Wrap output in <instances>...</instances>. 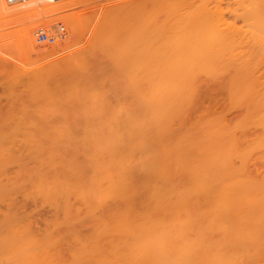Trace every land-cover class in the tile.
<instances>
[{"label": "rangeland", "instance_id": "rangeland-1", "mask_svg": "<svg viewBox=\"0 0 264 264\" xmlns=\"http://www.w3.org/2000/svg\"><path fill=\"white\" fill-rule=\"evenodd\" d=\"M100 1H102V0H83V1L81 0V2H79L78 4H76L74 6L67 7L66 9L52 10L49 7H44V10L41 12L42 13L41 16L40 15L34 16L31 18H28L27 20L26 19L12 20V19H7L4 16H0V111H1L0 112V146H1V148H0V264H20L23 262V260L25 262L24 264H38V263L41 264V262H42V264H103V263L108 264V261L106 259H104L106 257L108 258V256H105L108 254V250H107V248H108V232L107 231L103 232L102 230H105V229L108 230V217L110 214L109 213L107 214V212L105 213V211L109 212L108 209H110V213H111L114 210V209L112 210V208H116L117 205L115 204V202L111 196L108 197V199H110L112 201L108 200L107 198L105 199V196L108 195V193H107L108 190L105 191L104 189L105 188L108 189V183H107L108 182V179H107L108 178V176H107L108 175V172H107L108 169L107 168H108V166L115 167V165H117V163H119V162H116V160H119L122 163L126 162V164H129V166L126 165L125 163L123 164V166L124 167L128 166V168L134 164V162H135L134 159H136L135 167L139 163L142 166L143 162H141V160L145 162L144 164H146V167H147V164L149 166V164L152 162L154 164V165L151 164L152 165L151 167H153V169H154V166H157L161 162L160 166H157V167H163V168H161V169L158 168L157 170L159 172L158 171L157 172L158 173L167 172V173H165L166 175L163 173V175H165V176H162V180H161L162 183H163V180H165V178L167 177L168 171L169 170L173 171L172 169H170L171 168V166H170L171 162L170 161H172V164H173L172 167L174 169L176 168V171H178V173L174 170L173 174L172 173L171 174L172 175L177 174V175L172 176L169 173L170 174V175H168L169 179L166 178L167 181H165L164 184H161V182H160L161 185H166V183L170 181L171 184H169L170 183L169 182L166 186L174 184L175 182L172 183L173 180L176 181L177 185L182 184V186H183L186 183L185 181L187 178V176H186L187 173L186 172L183 173L180 170L181 169H182V171H183V169H185L184 171H187L186 169L190 170L191 166H193V169H194L196 167V166H194V163H196V161H197V163L200 162V164L203 161V164H201L202 166L201 167L197 166V168L201 169L204 167L205 169L204 168L203 169L205 170V172L208 173V174L205 173V175H207L205 177V178H207L206 179L207 181L205 180V183L208 181L209 182L212 181V185H214V184L216 185L219 182L220 183L226 182L225 186H227V180L233 181V179H235L233 181V183H232V181H231V183L233 184L234 188H237L236 184L238 186V183H239V182H236V181H239L238 179L235 178L237 176H238L237 178L240 177L239 178L240 181L242 179L243 180L242 182H244V183H246L247 180L250 181V183L247 181L246 186H248V183L252 187L256 183L261 184L262 182H264V151H262V150H264V138H262V137H264V133H261V130H262V132H264V128H261V126H264V115L260 114V112L264 113V104H262V101H264V99H262V98H264V86H262V85H264V84L259 85L262 83L259 81L264 80V76H262V75H264V69H262V68H264V64L259 65L260 61H262V58H264V57H262V56H264V54H258V53H260V50H262V48H264V46H262L264 44H260V40H262V38L260 39L261 36H259V38L257 39L258 35H257V33H255L256 32L255 30L251 29L252 31H250V29H248V28L253 27V26L249 25V27H248V26H243V25L238 24V23H237V25L234 26V27H238L240 25L241 28L242 27L245 28L243 30L245 33H242L243 31L242 32L237 31L241 28L235 29L234 27L233 28L232 27H226V25L223 22L224 21H230L229 19H226V18H228V16H229V18H231V15L228 13L232 9L233 5L228 7L225 4H221L227 8L222 6V10H223V8H225V12H224L221 10V6H219V9L221 10L219 12L216 9H214L215 7H217L219 5V4H217L216 0H215V4L217 6H215L214 8L212 6L214 3H211L213 0H207V1L201 0L202 2H206L205 4L207 6L209 5L208 3H210V6H208V7H206V5H204V3L196 0V1H198L197 2L198 4L202 3L201 5H203V8H201V7L199 8L196 5H194L195 8H193V9H196V7H197V10H193V9H190V10L197 11L196 13L191 11L195 14H198V13L201 14L203 12L202 9H204V8H207V9H204L206 12L205 15L207 13H209V11L212 12V10H213L216 13L212 12V14H209V15L220 14L224 18L225 14L227 13L228 16L226 14V18H224L225 20L221 19V17H219V15H218V17H219L220 21L213 18L214 22L216 20H217L216 22H219V24L215 22L214 26L217 25L218 28H220V29H223V27H225L224 29L228 28V31L230 30L229 32H232V33H234V31H235L234 34L238 35L235 37V39L240 37L243 41V40H246L244 38L247 37L246 36L248 34L247 32H250V34L251 33L253 34V35L248 34V38H247L248 41L246 40L245 41L246 44H242V46L245 47V49L243 47H241L240 43L242 41H240V43L239 42L235 43L236 45L234 44V47H232L230 45V48L233 51H235V48L237 47V44L239 43L238 49H241V50H239V51L236 50L235 52H233L228 47L230 49L229 50L230 53L228 52L227 47H222L224 49V52L227 51L226 53H223V50L220 51V47H218L219 44L217 45L216 44L217 42L214 40L212 41V40L208 39L206 41L204 40L205 42H201L202 44L205 43L204 47H208V45H213V47H210V49H208V48L207 49L208 50L212 49V52H214L213 51V49H214L216 51V54L219 57L221 56V58L223 56H226V55H228V56H226V58L228 57L227 59H229V56L234 57V59H236L235 61L237 62V64L234 63L233 65L236 64L235 66H238L239 69L242 66V68L248 70V72L244 71V69H240V71H239V69L236 67L238 69L236 71V73L239 72V75H240L239 80H241V81L244 80V81L241 82V81L237 80L239 75L234 74L235 70H236L235 68L232 69V67H234V66L230 67V69H232V71L228 67H227V71H226V69H225L226 66H225V68H223L224 66H222V68L225 71L222 70V68H219V67H221L220 65H222V64L227 65V64H226V62L222 63L221 62L222 59H220V62H218L219 59L216 62V59L218 58V56L215 55L217 58H215V61H212V63L210 62L212 65H210V63H207L210 67L213 66V69L210 68L207 64L206 65H207L208 70L204 69L203 66H201L202 69L195 70V71H193V73L191 75H189L190 78L188 77L187 81L190 80L189 81L190 85L187 84L188 82H186V84L184 85L185 87L184 86L181 87L184 89L178 90L179 88H177L176 91L171 92V94L169 95L171 97H172V94L176 92V95H174L175 97L173 96L174 101L172 100V98L170 100L171 102L168 101L169 96L165 97L163 95L162 91L159 92L158 97H160V95L162 94L161 96H163V98L162 97L161 98L164 100H162L161 98H158V100L161 99L160 102L162 103V105H160L159 103L157 105H159L161 108H163V106H164L163 102L168 101L169 105L166 102H165V105L167 104L169 107L168 106H166V107L164 106V107H165V109L166 108L167 109L170 108V109H169V111H166L167 109L166 110L160 109L161 112H162V110H164V112L166 111L164 116L162 115V113H164V112L160 113L158 111V113L160 114V116L164 117V120L167 121V123H170V124H167L164 120L159 119L161 117H158L159 114L156 113L157 110L155 109V113H156L155 116H157V119H159V121L161 122L162 125L160 123H158V120L156 121V117H155V118H153V119H155V121H153L154 126L161 125L162 127L160 129H158L159 127H157L156 129H153L155 127L152 126L151 122L148 121V120L151 121L152 117H151V119H149V117H150L149 112H147V110H144L146 112L142 111L140 116L138 117V121L134 122L135 124H133V125H136V126L142 125L145 128H147V126L149 125V127H148L149 129H146L147 131L144 129L145 131L141 130L140 133L138 132V135L137 134H134L135 136L134 135H130V136L128 135L129 137H127V136L123 137L122 135H113L111 133L113 135L111 137L110 136L111 134L108 133V135H106V129L101 127L102 124L106 125L108 123L107 118H108V115H110V114H108V112H112L113 114H111V115H113V116L116 112L117 117L120 115L119 113H121V112L125 113L124 112L125 109H123L122 111L120 109V102L122 103L123 106L126 104L125 107H127V108H130V105H132L131 108L134 107V105L136 103L137 104L139 103V105H140L141 101H143L142 105L144 106L143 103H144V98L146 97V95L144 94L145 92L141 91V90H143V88L136 85V81H134L135 79L134 80L132 79V78H134V76H133L134 74L128 75L126 73V72H128L130 74L133 72L127 71V70H125L126 71L125 72L124 70L117 69L115 66V59H114V62L112 61L113 62L112 67L114 65V68H111V69H110L111 66H109L110 65L109 63L111 61L109 59H108L109 62L107 60H105L104 58H103L104 61L101 60L102 59L101 55L98 54L100 51H97V49H95V48H98L100 46V44H102V40L105 37L103 39H100L101 41L99 40V42H98L99 44L98 45L96 44L98 47H96V45H95V47L93 48V51H92V52H94V51L97 52V53L95 52L93 54H94V56L99 58V60H101L103 62V65L100 64V61L98 59L96 61V57H93V59H95L94 61L90 57L93 55V54L90 55L91 54L90 51L93 47L92 45H90V44H92L90 40H91L92 32H93L94 27H95V21L97 20L99 14H100L99 12L101 10V7L98 4V3H101ZM196 1H194V2H196ZM1 2L3 5H6L3 0H1ZM16 5H18L19 7H22V4H16ZM179 5L180 4H177V3H174L173 5L172 4H170V5L165 4V6H160L159 8L155 9V11H153V13L155 16H156V14L158 15V17L162 16L160 18V20H162L166 17L167 14H170L173 12L172 9L180 10L178 8ZM181 6H182L181 9L183 7H186L185 5H181ZM187 6L189 7V5H187ZM236 6H238V5H236ZM211 7H212V9H211ZM239 7L238 8L236 7L237 8L236 11H235V8L233 9L234 13H237V10H240L241 8L243 9V7H240V9H239ZM160 8H162V9H160ZM198 8H199V10H198ZM208 9H209V11H208ZM92 10H95L94 11L95 13ZM96 10H98V11H96ZM162 10H164V12H163L164 15H162L163 14ZM201 10H202V12H201ZM198 11H200V12H198ZM233 11L231 10V12H233ZM243 11H245V9L242 10V12L239 11L238 13L242 14V13H244ZM92 12H93V14H92ZM222 12H224V13H222ZM203 13H202V15H203ZM215 15L213 17H215ZM89 17L91 20L89 19ZM93 17L96 20L95 19L93 20ZM218 17L216 16V18H218ZM77 19H79L78 25H76ZM90 21H92V22H90ZM58 24H61L64 27L63 36L61 38L57 39L52 44H38L34 40V44L36 46V49H39L42 47L50 49L52 46H55L57 44V42H61L63 40H70L72 42V36L70 39H68V34H72L73 32L75 33L76 29H77V34L74 38V41L75 40L76 41L72 42V43H74V46L71 44L72 47L70 48V51L69 50H68V52L66 51V53L62 54L60 57L63 58L65 55L67 56L68 53L70 54L71 52H74V51L83 52L82 56H84L85 52H86V55L83 58H87V59L86 60L83 59L84 60L83 62L86 63V70H87L86 72L89 75L84 70H83L84 73H82V71H81V73L78 74V72L82 69L77 64L78 68H79V70H77L78 69L77 65L74 62H71L73 64H69L70 62L66 63V64H63V63L59 64L57 62L53 63L54 59H44V58L42 59L40 57H39L40 58L39 59L34 53H32L30 51H29L30 54H28L27 53L28 50L23 48V46L21 45L22 42L19 38H20L21 29L23 28V26H25V25L33 26L32 27V29H33L32 36L34 38L33 33H34L35 29H37L38 27H46L47 30L51 31V30H54V28ZM220 26H222V27H220ZM125 27H126V29H125ZM254 27H256L259 30V27H261V26L257 27V25H255ZM254 27H253V29H254ZM122 29H125V30L122 31ZM130 30H131L130 26L125 25L123 28L119 29L117 33H115L116 35H118L117 38H116V36L112 37L115 34L113 35L112 33H110V34H112L111 37L109 36L110 34L108 35V39H110L109 42H111L113 40L114 42L112 41V43L115 44L114 47H117L116 52H118V50H120V48H121L119 53L121 51L123 53L125 50H128L127 47H130V45H131V40H130L131 38L130 37L131 36H130V34H127L130 32ZM246 30H247V32H246ZM120 31H122V32L120 33ZM259 31L260 32L264 31V26H262V30H259ZM83 32L84 33L86 32V33L84 34ZM118 33H120V36ZM241 33L244 35L243 37H242ZM258 34L261 35L262 33L261 34L258 33ZM163 35H165V34L161 33V35H159V41H160L159 47H161V48L163 46H168L165 43V41L167 40L166 38H164L165 36L162 38ZM249 35L251 36V38ZM121 36L123 38L125 36V38L123 39ZM254 36L256 37V38H254L255 41L258 42V40L260 39L259 43H257L258 45L252 39V37H254ZM240 38H239V40H241ZM119 39H121L122 41L121 40L118 41ZM125 39H126V41H125ZM251 39H252V41H251ZM115 40L117 42H115ZM239 40L238 39L234 40V38H233L234 42L239 41ZM249 40H250V42H249ZM123 41L126 42V44ZM220 41H218V42H220ZM119 42H120V44H118ZM228 42H229V40H228ZM228 42H226V43H228ZM251 42H253V43H251ZM261 42L264 43V40H262ZM230 43L233 44L232 41H230ZM243 43H244V41H243ZM88 44H89V47H91V48H88ZM116 44H118V45H116ZM220 44L225 45V42L220 43ZM249 44L250 45L254 44L251 46L252 48L250 47L251 49L249 48V46H250ZM222 45H220V46H222ZM226 45L228 46L229 43ZM125 46H127V47H125ZM123 48H127V49L123 50ZM248 48L250 50H253L258 55V58L256 61L251 62L252 57L256 56V54L252 51V54L253 55L255 54L253 56L251 54V51L250 50L248 51ZM254 48L256 50L258 48H261V49L260 50L258 49L259 51H257L258 52L257 53ZM243 49L246 51H243ZM237 51L239 53H240V51H243V54L239 55V56H242L241 59L243 57H245V55H244L245 53H248V52L250 53V56L248 53L246 55V58L242 59V60H244V59L248 60L249 57L251 58V59L249 58L250 60H248L246 62V65L248 64L247 66L246 65L243 66V64H242L245 60L242 61V63H241V61H240L241 59L237 56L239 54ZM116 52L114 53V56H115ZM231 52H233V54ZM119 53H117L116 55L117 56L120 55ZM234 53H237V55ZM261 53H264V52H261ZM88 54L90 56H88ZM229 54H231V55H229ZM234 55H236V57ZM213 56H214V53H213ZM247 56H248V58H247ZM88 57H90L91 59H89ZM255 58L256 57H254L253 59L255 60ZM88 59H89V61H88ZM227 59H225V61ZM230 59H232V58H230ZM91 61H92V63H90V65L87 66V64H89V62H91ZM95 61L99 62V63H96ZM235 61L234 60L230 61V62L227 61V63H229L228 66H230L231 63H233ZM257 61H259V62H257ZM104 62H106V63L104 64ZM223 62H224V59H223ZM214 63H215V66H214ZM252 63H254V64H252ZM261 63H264V61H262ZM91 64H93V65L97 64V65L101 66L98 69H101L106 64L107 65H106V68H103L101 70V72H102V75H101V73L98 71V69H96L97 66L95 68V66L92 67ZM70 65H72V66H70ZM83 65H85V64H83ZM249 65H251V66H249ZM65 66L67 67V70H65L66 69ZM248 66L253 71L250 68L249 69L246 68ZM253 66L255 68H252ZM215 67L217 68V70ZM75 68H76V70H74ZM93 68H94V71L96 70V72H94L95 74L92 73L93 78H92V80H90L91 79L90 77H92L90 73L93 71V70H91ZM107 68L110 69L111 74H114V71H112V70L117 71V72H115V75H112L113 76V77H111L112 79L109 78L110 72ZM68 69H71V70L68 71ZM90 70H91V72H89ZM104 70L107 71L108 74ZM250 70L253 73H251ZM118 71H119V74H118ZM122 71H124L127 74L126 77H125L126 74L123 73ZM259 71H261V72H259ZM66 72H68V74ZM72 72H73V74H76L75 76H78V77L74 79L73 78L74 75L72 74ZM223 72H225V73H223ZM231 72H233V73H231ZM96 73H98L97 76H95ZM116 73H117V75H116ZM121 73H123V75L125 74L124 75L125 78L122 77L123 75ZM254 73L258 76L257 78H255L256 76ZM83 74L84 75L86 74V75L84 76ZM195 74L198 76H195ZM69 75H70V77H68ZM80 75L82 77L84 76L86 78V81H84L85 80V79H83L84 77L80 78L81 77ZM108 75H109V77H108ZM210 75H213V76H210ZM243 75H245V78L241 79L242 77H244ZM247 75H252V77L254 75L255 77H254V79L252 78V80H251L250 79L251 76H250V78H248ZM88 76H90V77H88ZM115 76H116V78H117V76H120L118 78H119V80L120 79L121 80L119 81L118 78L117 79L115 78ZM129 76H131V78ZM191 76H192V78H191ZM78 78L83 80V81L81 82V80H79ZM231 78H233V79H231ZM76 79H78L79 82ZM87 79L89 81H87ZM129 79H131L130 81L132 83L129 81ZM109 80H111V81H109ZM230 80H232V81H230ZM247 80L250 82H252L254 80L253 83L258 84L259 86L255 85L253 83L250 84V82H246ZM256 80H258L257 83L255 82ZM72 81H73V83H72ZM112 81H113V83H112ZM133 81L135 82V84H133L134 83ZM233 81H235V82H233ZM124 82H125V84H123ZM245 82L247 84L249 83L246 87L252 86L249 89L247 88L246 94H245V91H246L245 86H243V85H246ZM110 83H112V84H110ZM115 83H118V84H115ZM239 83H241L240 86H239ZM232 84H234V85H232ZM120 85H122L123 87ZM188 85L190 87H188ZM235 85H237L240 88L236 89L237 87ZM115 86H118V88H116ZM134 86H137L136 87L137 89L136 88L134 89L133 88ZM191 87H193L194 90H192ZM231 87H232L233 91H235V92L232 91L233 94H232V92H230ZM258 87L260 89H258ZM242 88L245 91H243ZM253 88H256V91ZM186 89H188V90H186ZM114 90H116V91H114ZM122 90H124V91H122ZM181 90H183L184 92ZM189 90H191V91H189ZM241 90L243 92H240ZM248 90L252 91V92L254 91V92L249 93ZM112 92H115V93H112ZM141 92H142V95H141ZM256 92H259V93L257 94ZM241 93H242V95L238 96V94H241ZM247 93H248V95L249 94H251V95H249V97H248ZM179 94H181V95H179ZM182 94H184V95H182ZM229 94H230V96H229ZM243 94H244V96L246 95V97H244L243 100L241 101L242 103H240V99H242ZM259 94H260V96L262 95V98L259 96ZM116 96H118V98ZM184 96H186V97H184ZM255 96L259 97L258 104L259 105L262 104V105H260V106L258 104L256 105L258 97L256 98ZM182 97H183V99H180ZM237 97H239V100H236V99H238ZM124 98H126V99H124ZM165 98L167 100H165ZM231 99H233V100H231ZM253 99L255 100L254 104L256 106H254V107L256 109L254 107H252V105H253L252 101H254ZM184 100H186L187 102ZM189 100H190V102H189ZM244 100L248 102L247 103L248 105H245L246 102ZM248 100L251 102L252 105L249 103ZM178 101H179V103H178ZM236 101H238V102H236ZM102 102H103V104L105 103V105H106L103 107L104 108L103 113H101V111L103 109L102 108V106H103ZM108 103L112 107V108H110V111H108V109H107V107L109 105ZM129 103H131V104H129ZM175 103H177L178 105ZM233 103L234 104L237 103V104L234 105ZM243 103H244V105H242ZM127 105H129V106H127ZM173 105H175V106H173ZM114 106H115V108H114ZM159 106H157V107L160 108ZM144 107H142V108H144ZM7 108H8V110H9V108L11 109V113H9L6 110ZM105 108H106V110H105ZM113 108L115 111L113 110ZM178 108H179V110H177ZM111 109L114 112L111 111ZM119 109L121 112L119 111ZM4 110H5V112H4ZM257 110H260V111L258 112ZM6 112H7V114L9 113L10 115H6ZM104 112H106L108 114V115H104L105 117L103 116V114H105ZM169 112H171L170 115L172 117H170V115H169V118H168L167 115L169 114ZM174 112H176V113H174ZM146 113H147V115H146ZM97 114H98V118L95 117V115H97ZM122 115H124V114H122ZM122 115H120V116H122ZM99 116H101V117L99 118ZM102 116L106 119H103ZM245 116H246V118H245ZM249 117H251V118H249ZM96 118H97V120H96ZM145 118H147L148 120H146ZM258 118H259V120H258ZM99 119H102L104 121L107 120V121L105 123ZM98 120L100 121V123H98ZM241 120H244L245 122H242ZM240 121H241V123H240ZM140 122H142V123H140ZM259 122H261L262 124L258 125ZM223 123H225V124H223ZM234 123H235V125H234ZM254 123H255V125L257 124V127L255 125L253 126ZM163 124H165V125H163ZM226 124H228L229 126ZM199 125L201 126V128ZM220 125L223 128L226 127V129H223V128H222L223 130L219 129V128H221ZM232 126H234V128L236 127L235 128L236 130H234L232 128ZM251 127H253V128H251ZM254 127H256L255 132H254ZM208 128H209V130H208ZM214 128H216V129H214ZM231 129H233L234 131L233 130L230 131ZM240 129L243 130L244 133H240V132H242ZM148 130H151L150 131L151 134L149 133ZM156 130H158V131H156ZM167 130H168V132H167ZM211 130H212V134H211ZM213 130H214V132H213ZM247 130H248V132H247ZM152 131H156V132H152ZM196 131H198V132H196ZM204 131H206V133H204ZM218 131H220V132H218ZM169 132H171V133H169ZM221 132L222 133L224 132L226 135L225 134L222 135ZM146 133H147V135H146ZM153 133H156V135L159 134L157 137H158V139L161 138L162 140L161 139H160V141L157 140V142L155 143V140H156L155 138H157V137ZM167 133L170 136H167ZM148 134H150L151 136H148ZM162 134H165V135H162ZM182 134H184V135H182ZM153 135H155V136L152 137ZM186 135H188V136H186ZM199 135H201L202 137ZM215 135H216V137H215ZM234 135L238 136V139H237V137H234ZM115 136H117V137H115ZM140 136H141V138H140ZM142 136H144L146 138L148 137V139H149V137H152L155 140H152V139L148 140L147 139V143H146L145 138ZM162 136L165 138H163ZM208 136H210V138L215 137L216 141L213 140L214 138L211 139L212 140L211 141ZM254 136L257 138H253ZM110 137H111V139H110ZM126 137H127V139H126ZM203 137L204 138L207 137V138H205L207 140H205ZM113 138H115V140H117V141L114 140V141L110 142L111 140H113ZM122 138H124V139H122ZM129 138H131V139H129ZM135 138L137 139V141H135ZM176 138L178 140L181 138L182 139L184 138L185 141L182 139H181V141H175V140H177ZM200 138H201V140H200ZM139 139L141 140V142H143V144L139 143ZM193 139H195V140L193 141ZM203 139H204V142H203ZM224 139L226 140V142ZM235 139L238 140L237 144H236ZM258 139L259 140L262 139V141H260L257 144V142L259 141ZM124 140L125 141L127 140V141L124 142ZM133 140L135 141L134 144L132 143ZM168 140H170V143L168 142ZM209 140L211 142H209ZM148 141H151L152 143L151 142L149 143ZM207 141H208V143H206ZM108 142H110V143H108ZM116 142H118V143H116ZM175 142H178L177 145H181V143L183 145L178 146V148H176L177 145L174 144ZM184 142H185V144H184ZM187 142L188 143L190 142V143L186 144ZM114 143H116V145ZM136 143H139V144L136 145ZM171 143H172L171 149L176 148L175 150H171L169 148ZM216 143H217V145H216ZM220 143L223 145V148H222V145L220 146ZM229 143H233L232 148H231V144H229ZM251 143H253V144H251ZM119 144L120 145L124 144L122 146H125V148L127 145L128 146L133 145V148L131 146V148H132L131 150L138 149L139 153H135L136 155H134V152H136V151H134L131 154L130 152H132V151L127 150V148H128V146H127L126 149L122 148L125 150H123V154L121 155L120 153H117L118 151L122 152L121 151L122 149L118 148V146H120ZM140 144H142V145H140ZM190 144H193V146ZM195 144H196V146H197V144L199 145L197 149H195L196 148ZM205 144H208V148H206ZM161 145H162V148L164 150H162ZM187 145L191 146V148H186ZM209 145H213V146H210V148H209ZM238 145L241 146V148H242V149L240 148L241 150L239 148H237ZM2 146H4V148H2ZM96 146H98V150L95 149ZM100 146H101L102 150L100 149ZM142 146H143V148H142ZM149 146H151V147H149ZM194 146H195V148H194ZM201 146H202V148H201ZM217 146L219 149L217 148ZM225 146H226V148H225ZM248 146H249V148H248ZM252 146H254V148H252ZM104 148H106V149H104ZM115 148H117L116 154H119V155H116L117 159L115 157H111V156H115V153L114 152L112 153V150H116ZM129 148H130V146H129ZM203 148H205V150H204L205 153L203 152V150L201 151V149H203ZM212 148L214 151L213 150L211 151ZM227 148H230V150L231 149L232 150L231 151L227 150ZM247 148L250 150H247ZM260 148H262V149H260ZM3 149L6 150L7 152L3 151ZM183 149H185V150H183ZM186 149L189 153L184 154L183 152H186ZM189 149H191L192 151ZM220 149H221V151H220ZM10 150L13 151V153ZM142 150H143V152H141ZM168 150H170V152H171L170 153L171 157L170 156L168 157L169 154H167V153H169V152H166ZM252 150H254V151H252ZM9 151L12 154L9 153ZM105 151H106V153H105ZM107 151H108V153H107ZM172 151H174V152H172ZM219 151H220V155L216 156V153H219ZM225 151H227L229 153H227ZM100 152H102L104 155L106 154L107 157L104 156ZM110 152H111V154H109ZM124 152L126 154H124ZM150 152L152 154H150ZM163 152H165V154ZM234 152L235 153L240 152V154L243 153V156H241V155L237 156L236 155V158H235V156H233ZM127 153H130L131 155L127 154ZM158 153L160 154V157H159ZM172 153L173 154L175 153V154L172 155ZM203 153L204 154L207 153V154L204 155ZM183 154L186 156H183ZM188 154H190V155H188ZM3 155H5L6 157ZM7 155H8V157H7ZM124 155H125V157H124ZM128 155H130V156L134 155V156L130 157ZM148 155L150 157H151V155L155 156V157H151V159L152 158L154 159L157 156L158 159L160 158V160H159L160 162L155 163L158 161V159H157L155 162L151 161L150 163H148V161L150 160ZM163 155H165V157H162ZM177 155H179L180 157L178 156V158H177ZM212 155H213V157H211ZM244 155H246V156H244ZM118 156H120V157H118ZM136 156H138V158H135ZM139 156H143L144 158H145V156L146 157L148 156L147 157L148 161H147V158L145 160L143 157L139 158ZM173 156L175 157V159H178V160L177 161L174 160ZM181 156H183L185 158L187 157L186 159H190V157H191L192 160L190 159V161H188V160L186 161ZM203 156H206V157L208 156L207 159H209V160H207V161H210L211 158H215V159H213V161L211 159L212 162H207V161L203 160V159H205ZM221 156H223V157H221ZM240 156H241V159L243 158L242 161L239 159ZM11 157H13V158H11ZM104 157H106V159ZM121 157L124 159H122ZM167 157L170 161L168 159L166 160ZM193 157H195V159H193ZM108 158H109V160H108ZM112 158L114 160H110ZM132 158H134L133 164L130 162V161H132ZM170 158H172V160ZM197 158H198V160H199V158H202V159L198 161ZM222 158H224V159H222ZM137 159L138 160L141 159V160L138 161ZM216 159H218V160L216 161ZM221 159H222V161H221ZM162 160H164L165 164H164V162H162ZM179 160H180V163H178ZM223 160H226V161H224L225 165L222 163ZM111 161H113V162H111ZM191 161H193V163ZM129 162L132 165H130ZM167 162H168V166L166 164ZM175 162H177V163H175ZM204 162L207 163L208 166ZM217 162H219V163H217ZM185 163H187L186 167H184ZM189 163L192 165H190ZM215 163H216V165H214ZM113 164H114V166H112ZM144 164H143V166H144ZM161 164H162V166H161ZM200 164H198V165H200ZM221 164H222V168L218 169L217 167H220ZM205 165L207 167V171H206ZM230 165H232V166H230ZM239 165H241V166H239ZM164 166H166V167H164ZM209 166H210V168H208ZM227 166L232 167V168L229 169ZM135 167L133 166L130 168L135 169ZM157 167H155V170ZM223 167L225 169H223ZM237 167H239V168H237ZM55 168H56V170H55ZM99 168H103L106 172L103 171V169H102L103 173L101 172V170L97 171V170H99ZM212 168L214 170H218V171L222 172V174H220V172H218V171L214 172ZM234 168L237 169L238 172H240V173H237V170H235ZM162 169H165V170H162ZM100 172H101V174H100ZM179 172L181 174H184L183 177ZM187 172L189 174L190 171H187ZM105 173H106V175H105ZM211 173L213 176L214 175L215 176L212 177ZM85 174H88V175H85ZM98 174H100V175H98ZM102 174H103V177H102ZM243 174H246V175L249 174V175L246 176ZM260 174L262 176H259ZM53 175H55V178ZM92 175H94V176L97 175L99 179L97 177H95V179L93 180ZM87 176H88V178H87ZM138 176L140 177V175H138ZM138 176H137V178H139ZM225 176H229V177H225ZM72 177H73V179H71ZM246 177H248V178H246ZM257 177H258V179H257ZM52 178H54L55 182L52 181L53 180ZM65 178H66V180L64 181ZM75 178H76V180H75ZM104 178H105V180H104ZM157 178H158L157 176L155 178V176L152 175L150 179H151V181H153V180L157 181ZM230 178H233V179H230ZM260 178H262V179H260ZM61 179H63L62 183L60 182ZM106 179H107V182H106ZM133 179L135 181H137L135 176ZM249 179H251V180L253 179L252 182ZM92 180L94 181V184H93ZM99 180H100L101 185L103 184L102 186L104 189L101 187L100 183L98 182ZM222 180H224V181H222ZM102 181L104 183L106 182L107 187L104 185V183ZM178 181H180V182H178ZM182 181L185 183H183ZM229 181H228V183L230 184ZM72 182H74V183H72ZM234 182H236L235 185H234ZM253 182H255V183L252 185L251 183H253ZM96 183H97V185H96ZM221 184L224 185L223 183H221ZM262 184H264V183H262ZM65 185H67V186H65ZM174 185H176V184H174ZM208 185H211V183H208ZM182 186H177V188L178 187L181 188ZM242 186H244V185H242ZM47 187H48V189H47ZM251 187H249V188H251ZM95 188H97V189H95ZM249 188L248 187H244V188L241 187L240 188V186H238V189H249ZM101 191H102V193H101ZM235 191H237V189L234 190V192ZM238 192H239V194L236 192L234 194H236V195L238 194V196L242 195V197H244V198H248L251 196L250 194L248 196L247 190H243L242 193H241V191L238 190ZM244 192H245V195H244ZM84 194L87 195L86 196L87 200L85 199ZM232 194H233V192H231L229 195H232ZM246 195H247V197H246ZM90 197H92V198H90ZM94 197H95V199H94ZM83 199H85V200H83ZM89 201L91 203H89ZM108 202H109V204H107ZM108 207H110V208H108ZM86 211H90V215ZM7 213H9V214H7ZM4 214L5 215L7 214L8 216L4 217ZM69 214H70V216H69ZM65 218H67L68 221ZM70 218H72V220ZM103 218H105L107 221L104 220ZM104 225L107 227H105ZM73 228H76L77 231L75 229L73 230ZM100 228H101V230H100ZM63 229H65L64 232H63ZM69 230H71V231L73 230L72 232L77 233V235L81 238L77 239L76 238L77 235L76 236L72 235V232H70ZM66 231H68V233H70V234L68 235V233ZM78 232H79V234H78ZM96 232H98V233H96ZM95 234H97V235H95ZM70 235H72V236H70ZM80 235H82V236H80ZM94 237H95L96 241L93 240ZM46 238L47 239L50 238L48 240V242L45 241V240H47ZM51 238H52V240H51ZM97 240H98L100 245L98 244ZM79 241L85 246H82V244ZM85 241H87L89 243L87 244ZM44 242H46V244ZM84 243H86V244H84ZM95 243H97V244H95ZM104 243H106V244H104ZM33 244H34V246H33ZM49 244L52 245V247L49 246ZM76 245H77V247H76ZM94 245L97 247V248H95L96 251L94 249V247H95ZM45 246L46 247L49 246V248H45ZM98 246H101L100 248H102V249H99ZM103 246H107V248L103 247ZM98 249L100 250L99 252H97ZM94 251L96 252V256H94L95 255ZM103 251H104V253H103ZM105 252L107 254H105ZM99 253L103 257L99 256L98 255ZM31 255H34L36 257L33 258ZM29 257H32V258L29 259ZM38 257L40 259L39 261L37 259ZM40 257H42V258H40ZM82 257H84V258H82ZM33 259H35V260L37 259V260L35 261ZM97 259H99V261ZM94 260H97V261H94Z\"/></svg>", "mask_w": 264, "mask_h": 264}, {"label": "bare ground", "instance_id": "bare-ground-1", "mask_svg": "<svg viewBox=\"0 0 264 264\" xmlns=\"http://www.w3.org/2000/svg\"><path fill=\"white\" fill-rule=\"evenodd\" d=\"M3 1H4V3L7 6L6 5H3L2 2H1V0H0V16H4L7 19H12V20H22V19H26L27 20L28 18H31V17H34V16H38V15L41 16L42 15L41 12L44 10V7H49L52 10H55V9H66L67 7L74 6V5L78 4L79 2H81V0H64V1L63 0H23V2H20V3L7 4L5 2V0H3ZM194 1H196V0H102V1H100L101 3H98L99 6L101 7V10L99 12L100 14H99L97 20L93 17V20L95 19L96 21H95V27H94V30L92 32L91 40H90L91 43H92L90 45L93 46L92 49H91V51H90L91 52L90 55H92L93 53L96 52V51L92 52L93 51V48L95 47L96 44L97 45L99 44L98 42H99L100 39H103L105 37L102 40V44H100L99 47L96 45V47H98V48H95V49H97V51H100L98 54L101 55V58H102L101 60L104 61L103 58L105 60H107L108 62L110 60L111 62L109 63L110 64L109 66H111L110 67V69H111V68H114V65L112 67V63L114 62V59H115V66H116L117 69H121V70H124V71L127 70V71L133 72V73H130L129 74L128 72L125 71L128 75L134 74L133 75L134 78H132V79L133 80L135 79L134 81H136V85H138L141 88H143V90H141V91L145 92L144 94L146 95V97L144 98V103H143L145 107L142 105V102L143 101L140 102L141 103L140 105H139V103L138 104L136 103L135 105L133 104L134 107H132V108H131L132 105H130V108L131 109L125 107L126 104L123 106L122 103L120 102V109H121V111L123 109H125V111H124L125 113L121 112L120 109H119V111L122 114H124V115H122L121 113H119L120 115H122V116L119 115L120 116V117L118 116L119 118L116 116V112H115L114 116L111 115V114H113L112 112H108V114H110L111 116L108 115L106 112H104L105 114H103V116L104 115H108V118H107L108 123L106 125L105 124H102V126L101 125L100 126L106 129V135H108V133H110V134L112 133L113 135H122L123 137L124 136L129 137L130 135H134V134H137L138 135V132L140 133L141 130L145 131L146 129H149L148 128L149 125L148 126L146 125L147 128H145L142 125H140V126L133 125V124H135L134 122H137L138 121V117L140 116L141 112L142 111L143 112H146L144 110H147V112H149V114H150L149 115L150 116L149 119H151V117H152V120L151 121L148 120L147 118H145L146 120H148L149 122H151V125L152 126H154L153 121H155V119H153V118H155V117H156V121L158 120V123L161 124V122L159 121V119L164 120V117L160 116V114L158 113V111L160 113L164 112V110L167 109V108L165 109V107L169 105L168 101H170L171 98L174 101L173 96L176 95V92L172 94V97L169 96L171 94V92L176 91L177 88H179L178 90L184 89V88H181V87H183L186 84V82H188L187 84H189V81L190 80L187 81V79H188V77L190 78L189 75H191L193 73V71L202 69L201 66H203L204 69H207L208 70V68H207V65L208 64L207 63H210V62L212 63V61H215V58H217L215 56L217 54H216V51L214 49H213L214 52H212V49L211 50H208V49H210V47H213V45H208V47H204L205 43L202 44L201 42H205L208 39H210L212 41L214 40V41L217 42L216 43L217 45L219 44L218 47H220V51L223 50V53H226L227 51L224 52V49L222 47H227V48L229 47L230 48V45L232 47H234V44L235 43H237V42L240 43V41H242V39L240 37H238L237 39L239 40V38H240L241 40L235 41V42L233 41V38H234V40H237V39H235V37L238 36L237 34H234L235 31H234V33H232V32H229L230 30L228 31V28H226L227 29L226 30V29H224L225 27H223V29H220V28H218L217 25L214 26L215 22L217 20H219V17H221V19L225 20L224 18H226V14L227 13L225 14V17L223 18L222 15H220V14H218L219 17H218V15H215L214 13H216V12H214L212 10V12H214L213 14L215 15V17H213L214 15H209V14H212V12L209 11L210 8L208 9L209 13H207L206 15H205L206 12H205L204 9H207V8H204V9H202L204 13L201 10V12L203 13V15H202V13L201 14H199V13L198 14H195L197 11H193V10H197V7L203 8V5H201V4L204 3V5H206L205 4L206 2H202L201 0H198V1L202 2V3L199 2L200 4H198L197 3L198 1H196V2H194ZM205 1H207V0H205ZM216 1H217V4H219L218 6L215 4V0H213L212 2L210 1V2L211 3H214L212 5L213 8L215 6H217L214 9H216L219 12L222 10V6L223 5H221V4H225L228 7L233 5L232 6V9H231L232 11H233L234 8H235V11H236V9L239 6L240 7H243V9L242 8L240 9V7H239L240 10H237V13L239 11L242 12V10L245 9V11H243L244 13H242V14H239V13L237 14V13H234V11L231 12V10H230L228 14L231 15V18H229L228 14H227L228 18H226V19H229L230 21H224L223 22L226 25V27H232L233 28L238 23V24H241L243 26H248V27H249V25H252L253 27L255 25H257V27L258 26H261V27H259V30H262V26H264V0H216ZM174 3L180 4L178 6V8L180 10H178V9L177 10H174V9H172L173 12L170 13V14H167L166 17L165 18L163 17L164 19H162V20H160V18L162 16H159L158 17V15L156 13H155L156 16L154 15L153 11H155V9L159 8L160 6H165V4H167V5L172 4L173 5ZM16 4H22V7H19ZM208 4H209L208 6H210V3H208ZM181 5H185L186 7H183L181 9V7H182ZM187 5H189L190 8ZM194 5L197 6L196 9H193V8H195ZM236 5H238V6H236ZM208 6L206 5V7H208ZM219 6H221V10L219 9ZM223 7H225V6H223ZM199 8H198V10H199ZM225 8H227V7H225ZM225 8H223L222 11L225 12ZM160 9H162V8H160ZM190 9H193V10H190ZM211 9H212V7H211ZM98 10H96V11H98ZM92 11L94 12L95 10H92ZM191 11H193L195 13H193ZM93 12H92V14H93ZM163 12H164V10H162V13ZM198 12H200V11H198ZM224 12H222V13H224ZM162 15H164V13ZM216 16L218 18H216ZM213 18H215L217 20L214 22L213 21L214 20ZM89 19H90V17H89ZM78 21H79V19H77V24L76 25H78ZM92 21H90V22H92ZM216 23L219 24V22H216ZM31 25H25V26H23V28L21 29L20 38H19L21 40V42H22L21 45L23 46V48H25V49L28 50V52H27L28 54H30L29 53V51H30V52L34 53L38 58L40 57L42 59L43 58L44 59H54V62L53 63H56L57 62L59 64L60 63L61 64L62 63L63 64H66V63H69L70 62L69 64H73L71 62H74L76 65L78 64L79 67L82 69V70H80L78 72V74L81 73V71H82V73H84L83 70L85 72L87 71L86 70V63L83 62L84 60L87 59V58H83L86 55V52H85V55L84 56H82L83 55V52L74 51V52H71L70 54L68 53V55L67 56L65 55L63 58L60 57L62 54L66 53V51L67 52H68V50L70 51V48L72 47V45L74 46V43H72V42L74 41V38H75V36L77 34V29H76V32L75 33L74 32L72 33L73 35L72 34H68V39H70L71 36H72V42L70 40H63L61 42H57V44L55 46H52L50 49L49 48H43V47L42 48H39V49H36V46L34 44V40L36 41L35 31L37 29H43L47 33L51 34V33H56L57 30H58V26H62V25L61 24H58L54 28V30H51V31L50 30H47L46 27H38L37 29H35V31L33 33L35 39L32 36V31H33L32 27L33 26H31ZM125 25L130 26V29H131L130 32L127 33V34H130V36H131L130 37L131 38L130 39L131 40V45L129 44L130 47L125 46V47L128 48V50H125L127 48H123V50H125L124 51L125 53L123 52L124 53L123 54L122 51L119 53V51L121 50V48H120V50H118V52H116V50H117L116 48L117 47H114L115 44L112 43L113 40L111 42H109L110 39H108V35L110 33H112L114 35L115 33L118 32L119 29L123 28ZM220 27H222V26H220ZM253 27H250L248 29H250V31L255 30L256 31L255 33H257V35H258V36L256 35L257 36V39L259 38V36H261L260 39L262 38V40H264V31L260 32L256 27H254V29H253ZM234 28L235 29L236 28L238 29V28H241V27L239 25L238 27H234ZM125 29H126V27H125ZM125 29H122V31L125 30ZM241 29H239L237 31H241L242 32L245 28H243L242 30ZM247 30H246V32H247ZM122 31H120V33ZM63 32H64V27H63ZM63 32L54 35L55 36V41L63 36ZM120 33H118L119 36H120ZM161 33L162 34H165V35L162 36V38L165 36L164 38L167 39L165 41V43L168 45V46H163L162 48L159 47V42H160L159 41V35H161ZM242 33H245V32L243 31ZM242 33H241V35L243 37L244 35ZM247 33L250 34V32H247ZM258 33H260V34L262 33V34L259 35ZM112 34H110L109 36L111 37ZM248 34L247 35L245 34L247 37L244 38L247 41H248V39H247L248 38ZM250 35H253V34L251 33ZM115 36H116V38L118 37V35H116V34L114 36H112V37H115ZM124 38H125V36H124ZM250 38H251V36H250ZM254 38H256V37L255 36L252 37V39L254 40V42H256V44L259 43V40L260 39L257 42V41H255ZM121 39H119L118 41H120ZM252 39H251V41H252ZM228 40H229V42H228ZM246 40H243L244 43H243V41L240 43L241 44V47H243L242 44H246V42H245ZM262 40H260V44H264V43L261 42ZM125 41H126V39H125ZM218 41H220V42H218ZM222 41L225 42V45L228 44V43H229V45L228 46L227 45L225 46V45L220 44V43H223ZM230 41H232V43L233 42L234 43L231 44ZM115 42H117V41L115 40ZM226 42H228V43H226ZM249 42H250V40H249ZM36 43H38V42L36 41ZM124 43L126 44V42H124ZM251 43H253V42H251ZM38 44H52V43H38ZM118 44H120V42ZM118 44H116V45H118ZM238 44H237V47H236L237 49L235 48V51L236 50H238V51L241 50V49H238L239 48ZM220 45H222V46H220ZM252 45H254V44H252ZM252 45H250L249 48ZM262 46H264V45H262ZM88 48H91V47H89V44H88ZM229 48L227 49L228 52L231 49V48L230 49ZM243 48L245 49V47H243ZM249 48H248V51L252 47L250 49ZM261 48H258V49L260 50ZM244 49H243V51H246ZM258 49L257 50L255 49V51L256 52L259 51ZM235 51H233V52H235ZM243 51H240L241 54L239 52H238L239 53L238 55H237V53H234V54H236L241 59L242 56H239V55H242L243 54ZM250 51H251V54H252V51L253 50H250ZM115 52H116V54L119 53L121 56L120 55L117 56L116 54L114 56V53ZM233 52H231V53L233 54ZM261 52H264V48H262V50H260V53H258V52L257 53L258 54H264V53H261ZM213 53H214V56H213ZM248 53H245L244 54L245 57H243V58H246V55ZM90 55L88 54V56H90ZM229 55H231V54H229ZM236 55H234V56L236 57ZM226 56H228V55H226ZM226 56H223L224 58L223 57L221 58V56L220 57L218 56V58L216 59V62H217L218 59H219L218 62H220V59H222L221 62L222 63H225L226 62V64H227V65L222 64V65H220L221 67H219V68H222V66H224L223 68H225V66H226L225 69L227 71V67L230 69V67L234 66V67H232V69H234V68L236 69L234 74L239 75V72L236 73V71L239 69L238 66H235L237 64V62L235 61L236 59H234V57H231V56H229V59H227L228 57L226 58ZM249 56H250V53H249ZM90 57L94 61L95 59H93V57H96V56H94V54H93ZM90 57H88V58L91 59ZM254 57H256L255 60L253 59ZM254 57H252V61L251 62L256 61L257 58H258V55L256 54V56H254ZM262 57H264V56H262ZM230 58H232V59H230ZM247 58H248V56H247ZM249 58H248V60L251 59V58L250 59ZM89 59H88V61H89ZM97 59L99 60V58L96 57V61H97ZM223 59H224V62H223ZM225 59H227V60L225 61ZM242 59L240 60L241 63H242V61L245 60V59L244 60H242ZM101 60H99L100 61V64L103 65V62ZM233 60L235 62L231 63V65L228 66L229 63H227V61L230 62V61H233ZM248 60L246 59L242 63L243 66L246 65V62ZM262 61H264V58H262ZM262 61H260V64L259 65L264 64V63H261ZM257 62H259V61H257ZM90 63H92V61L89 62V64H87V66H89ZM96 63H99V62H96ZM105 63L106 62H104V64ZM211 63H210V65H212ZM215 63H214V66H215ZM234 63H236V64L233 65ZM83 64H85V65H83ZM252 64H254V63H252ZM78 65H77V68H78ZM91 65H92V67L95 66V68L97 66L96 69H98V68L101 67V66H99L97 64L96 65L95 64L94 65L91 64ZM106 65H104V67H102L101 69H98V71L101 73V75H102L101 70L103 68H106ZM70 66H72V65H70ZM249 66H251V65H249ZM249 66L246 67V68L249 69L250 68ZM210 68L213 69V66L210 67ZM223 68H222V70H224ZM252 68H255V67L253 66ZM110 69H108L109 72H110ZM232 69H230V70L232 71ZM240 69H244V68H242V66H241ZM240 69H239V71H240ZM262 69H264V68H262ZM65 70H67V67H66ZM69 70H71V69H68V71ZM74 70H76V68ZM77 70H79V68ZM91 70H93V71L91 72ZM91 70L89 72H91L90 74H91L92 77L88 76V77L91 78L90 80H92V78H93L92 73L95 74L94 72H96V70L94 71V68L91 69ZM216 70H217V68H216ZM251 70H250V72H251ZM112 71H114V74H111V72H110L109 73L110 77L108 75V77L110 79H112L111 78V77H113L112 75H115V72H117L116 70H112ZM124 71H122V72L125 73ZM244 71H247L248 72V70H246V69H244ZM105 72L108 74L107 71H105ZM259 72H261V71H259ZM66 73L68 74V72H66ZM123 73H121V74L123 75ZM223 73H225V72H223ZM231 73H233V72H231ZM251 73H253V72H251ZM72 74H73V72H72ZM118 74H119V71H118ZM127 74L125 75V77L127 76ZM73 75H74L73 76L74 79L78 77V76H75L76 74H73ZM97 75H98V73H96L95 76H97ZM116 75H117V73H116ZM124 75L122 77H124ZM195 76H198V75L195 74ZM210 76H213V75H210ZM243 76L244 77H242L241 79H244L245 78V75H243ZM247 76H248V78H250V76H251V78H250L251 80H252V78L254 79L255 76H256L255 78L258 77L256 74H255V76L253 75V77H252V75H247ZM262 76H264V75H262ZM68 77H70V75ZM83 77L81 76L80 78H83ZM118 77H120V76H117V78ZM129 77L131 78V76H129ZM115 78H116V76H115ZM191 78H192V76H191ZM78 79H76V80H78ZM83 79H85L84 81H86V78L85 77ZM231 79H233V78H231ZM239 79H240V75H239V77H238L237 80L238 81H241ZM79 80H81V79H79ZM79 80H78V82H79ZM118 80H119V78H118ZM130 80L131 79H129V81ZM82 81L83 80H81V82ZM87 81H89V80L87 79ZM109 81H111V80H109ZM230 81H232V80H230ZM243 81H241V82H243ZM253 81L250 82V81L247 80L246 82H250V84H251V83H253ZM257 81L258 80H256L255 82L257 83ZM233 82H235V81H233ZM259 82H262L259 85L264 84V80L259 81ZM72 83H73V81H72ZM112 83H113V81H112ZM112 83H110V84H112ZM115 84H118V83H115ZM123 84H125V82ZM133 84H135V82ZM234 84H232V85H234ZM240 84L241 83H239V86H240ZM248 84L246 83V85H243V86H245V90L246 91L242 88L243 91H245V94L247 92V88L249 89V88L252 87V86L246 87ZM253 84H255V83H253ZM189 85H188V87H190ZM255 85H258V84H255ZM120 86H122V85H120ZM235 86L237 87V88L235 87L236 89L240 88L237 85H235ZM262 86H264V85H262ZM115 87L118 88V86H115ZM136 87L137 86H134L133 88L135 89ZM191 88H192V90H194L193 87H191ZM256 88H253V89H255V91H256ZM258 89H260V88L258 87ZM186 90H188V89H186ZM230 90H231L230 92L233 91L232 87H231ZM114 91H116V90H114ZM122 91H124V90H122ZM160 91H162V93H163V95L165 97H168V96L170 97V98L168 97V101H165L166 103H168V105L167 104L165 105V102H163L164 103V106H165V107L163 106V108H161L159 105H157L158 103L160 105H162V103L160 102L161 99L163 98V96H161L162 94L160 95V97H158V94H159ZM181 91H183V90H181ZM189 91H191V90H189ZM243 91L241 90L240 92H243ZM233 92H235V91H233ZM233 92H232V94H233ZM248 92L251 93L252 91H249L248 90ZM112 93H115V92H112ZM256 93L258 94L259 92H256ZM141 95H142V92H141ZM179 95H181V94H179ZM182 95H184V94H182ZM241 95H242V93L241 94H238V96H241ZM249 95H251V94H249ZM249 95L247 93V96L248 97H249ZM186 96H184V97H186ZM229 96H230V94H229ZM259 96H260V94H259ZM116 97L118 98V96H116ZM244 97H246V95L244 96V94H243L242 99H240V103H242L241 101L243 100ZM255 97L257 98L258 96H255ZM260 97L262 98V95ZM158 98H161V99L158 100ZM237 98L238 99H236V100H239V97H237ZM124 99H126V98H124ZM180 99H183V97L180 98ZM262 99H264V98H262ZM162 100H164V99H162ZM165 100H167V99L165 98ZM231 100H233V99H231ZM258 100H259V97L257 99L256 105L258 104ZM184 101H186V100H184ZM189 102H190V100H189ZM236 102H238V101H236ZM245 102H246L245 105H248L247 104L248 102L247 101H245ZM252 102H253L252 103L253 105L249 101V103L252 105V107L256 106L254 104L255 103V100L252 101ZM178 103H179V101H178ZM102 104H103V102H102ZM129 104H131V103H129ZM175 104H177V103H175ZM236 104H234V105H236ZM262 104H264V101H262ZM262 104H260V105H262ZM242 105H244V103ZM104 106H106L105 103L103 104L102 108ZM127 106H129V105H127ZM157 106H159L160 108H158ZM173 106H175V105H173ZM142 107H144V108H142ZM110 108H112V107L109 104L108 107H107L108 111H110ZM114 108H115V106H114ZM114 108H113V110H114ZM155 109L157 110L156 113L159 114L158 117H161V118L157 119V116H155L156 115ZM160 109H164V110H162V112H161ZM169 109H167L166 111H169ZM6 110L9 113H11V109L10 108H9L10 111L8 110V108ZM103 110H104V108L102 109L101 113H103ZM105 110H106V108H105ZM113 110L111 109V111H113ZM177 110H179V108ZM166 111L164 113H162L163 116L165 115ZM257 111L259 112L260 110H257ZM4 112H5V110H4ZM9 113L7 114V112H6V115H10ZM170 113L171 112H169V114L167 113L168 114L167 115L168 118H169ZM174 113H176V112H174ZM98 114L95 115V117L98 118ZM260 114L264 115V113H261V112H260ZM146 115H147V113H146ZM100 117L101 116H99V118ZM104 117H103V119H106ZM170 117H172V116L170 115ZM97 118H96V120H97ZM245 118H246V116H245ZM249 118H251V117H249ZM99 120H102V119H99ZM99 120H98V123H100ZM244 120H241V121L242 122H245ZM258 120H259V118H258ZM106 121L102 120V122H105V123H106ZM241 121H240V123H241ZM165 122L167 123V121H165ZM140 123H142V122H140ZM225 123H223V124H225ZM167 124H170V123H167ZM261 124L262 123L259 122L258 125H261ZM161 125L154 126L155 128H153V127L152 128L153 129H156L157 127H159L158 129H160L162 127ZM163 125H165V124H163ZM226 125H228V124H226ZM234 125H235V123H234ZM254 125H255V123L253 124V126ZM255 126L257 127V124ZM220 127H221V125H220ZM256 127H254V132H255ZM200 128H201V126H200ZM222 128L223 127L219 128V129H221V130L226 129V127H224L223 129ZM232 128L234 130H236L235 129L236 127L234 128V126H232ZM251 128H253V127H251ZM261 128H264V126H261ZM214 129H216V128H214ZM233 129H231L230 131H232ZM208 130H209V128H208ZM148 131L150 133L151 130H148ZM156 131H158V130H156ZM156 131H152V132H156ZM241 131L242 132H240V133H244L243 130H241ZM167 132H168V130H167ZM196 132H198V131H196ZM213 132H214V130H213ZM218 132H220V131H218ZM247 132H248V130H247ZM169 133H171V132H169ZM204 133H206V131H204ZM261 133H264V132H262V130H261ZM112 134L110 135L111 137L113 136ZM150 134H148V136H151ZM153 134L156 135V133H153ZM184 134H182V135H184ZM211 134H212V130H211ZM221 134L223 135L225 133L224 132L223 133L221 132ZM146 135H147V133H146ZM155 135H153L152 137H154ZM158 135H156V137ZM162 135H165V134H162ZM235 135H234V137H237V139H238V136H235ZM167 136H170V135H168V133H167ZM186 136H188V135H186ZM199 136H201V135H199ZM111 137H110V139H111ZM115 137H117V136H115ZM127 137H126V139H127ZM142 137H144V136H142ZM152 137H149V139H152V140H155L156 139L155 140V143L157 142V140L160 141V139H161V138L158 139V137L155 138V139H153ZM208 137H209L210 140L214 138L213 140L216 141V138H215L216 135L213 138L212 137L210 138V136H208ZM140 138H141V136H140ZM144 138H145V141L147 143L148 137L147 138L144 137ZM163 138H165V137H163ZM205 138H207V137H205ZM253 138H257V137L254 136ZM262 138H264V137H262ZM122 139H124V138H122ZM129 139H131V138H129ZM181 139H179V140L177 139L175 141H181ZM204 139H203V142H204ZM114 140H115V138H113V140H111L110 142H112ZM170 140H168L169 143H170ZM182 140L185 141L184 138ZM194 140L195 139H193V141ZM200 140H201V138H200ZM205 140H207V139H205ZM210 140H209V142L212 141V140L211 141ZM115 141H117V140H115ZM126 141L124 140V142H126ZM135 141H137L136 138H135ZM135 141L133 140L132 143L134 144ZM237 141L238 140H236V144H237ZM260 141H262V139L259 140L257 142V144ZM110 142H108V143H110ZM148 142L150 143L151 141H148ZM225 142H226V140H225ZM116 143H118V142H116ZM116 143H114V144L116 145ZM139 143H142L143 144V142H141L140 139H139ZM139 143H136V145L139 144ZM172 143L169 146L170 149H171ZM177 143L178 142H175L174 144L177 145ZM189 143L187 142L186 144H189ZM206 143H208V141ZM142 144H140V145H142ZM184 144H185V142H184ZM229 144H231V148H232L233 143H229ZM251 144H253V143H251ZM122 145H124V144H122ZM122 145L118 146V148H121V149L122 148H125V146H122ZM181 145H183V144L181 143ZM181 145H177L176 148H178V146H181ZM190 145L193 146V144H190ZM205 145H206V148H208V144H205ZM216 145H217V143H216ZM221 145L222 144L220 143V146ZM98 146H96L95 149L98 150ZM127 146H126V148H127ZM129 146H130V148H129ZM129 146H128L129 149L127 148V150L130 151L133 148V145H129ZM131 146H132V148H131ZM195 146H196V144H195ZM195 146H194V148H195ZM198 146L199 145L197 144V146H196L195 149H197ZM210 146H213V145H209V148H210ZM226 146H225V148H226ZM149 147H151V146H149ZM0 148H1V146H0ZM2 148H4V146H2ZM142 148H143V146H142ZM161 148H162V145H161ZM176 148L171 149V150H175ZM186 148H191V146H188L187 145ZM201 148H202V146H201ZM217 148H218V146H217ZM222 148H223V145H222ZM237 148L240 149L241 146L238 145ZM248 148H249V146H248ZM248 148H247V150H250ZM252 148H254V146H252ZM100 149L102 150L101 146H100ZM104 149H106V148H104ZM115 149L116 150H112V153L114 152L115 153V156H111V157H115L116 158V155H119V154H116L117 148H115ZM125 149H122L121 150L122 152H119L118 151L117 153H120L122 155L123 154V150H125ZM260 149H262V148H260ZM162 150H164V149L162 148ZM183 150H185V149H183ZM189 150H191V149H189ZM202 150L204 152L205 148L201 149V151ZM212 150H213V148L211 149V151ZM227 150H230V148H227ZM3 151H6V150L3 149ZM10 151H9V153H11V152L13 153V151H11V152ZM131 151H132V152H130L131 154L134 151H136V152H134V155H136L135 153H139L138 149H136V150L133 149ZM220 151H221V149H220ZM220 151H219V153H216V156L217 155H220ZM252 151H254V150H252ZM262 151H264V150H262ZM141 152H143V150ZM166 152H169V153H167V154H169L168 155V157H169L170 156V153H171L170 150H168ZM172 152H174V151H172ZM225 152H227V151H225ZM235 152L233 153L234 155L232 154L233 156H235V158H236V155L237 156H239V155L243 156V153H244L243 151H242L243 152L242 154H240V152H238V153H235ZM100 153H102V152H100ZM105 153H106V151H105ZM107 153H108V151H107ZM130 153H127V154H130ZM163 153L165 154V152H163ZM183 153L186 154V153H189V152L186 149V152H183ZM227 153H229V152H227ZM109 154H111V152ZM124 154H126V153L124 152ZM150 154H152V153L150 152ZM174 154L172 153V155H174ZM184 154H183V156H186ZM206 154H204V155H206ZM130 155H128V156H130ZM134 155H132L130 157H133ZM158 155L160 157V154L159 153H158ZM188 155H190V154H188ZM3 156H5V155H3ZM104 156H106V154ZM178 156L179 155H177V158H178ZM183 156H181V157H183ZM241 156H240L239 159L242 161L243 158L241 159ZM244 156H246V155H244ZM7 157H8V155H7ZM106 157H104V158L106 159ZM118 157H120V156H118ZM124 157H125V155H124ZM141 157H143V156H139V158H141ZM147 157L145 156V158L144 157L143 158L146 160ZM151 157H155V156L154 155L153 156L151 155ZM151 157L149 156V159H150L149 161H148V158H147L148 163H150L151 161H154L155 162L158 159L157 156L154 159L153 158L151 159ZM162 157H165V155H163ZM168 157L166 158V160L168 159ZM203 157L205 158V159H203L204 161L209 160V159H207L208 156L207 157L206 156H203ZM211 157H213V155ZM221 157H223V156H221ZM11 158H13V157H11ZM135 158H138V156H136ZM183 158L186 161L187 160L190 161V159L192 160L191 157H190V159H186L187 157L186 158L183 157ZM122 159H124V158H122ZM133 159L134 158H132V161H130L132 164H133ZM170 159L172 160V158H170ZM193 159H195V157H193ZM201 159L202 158H199V160H201ZM211 159L213 161V159H215V158H211ZM211 159H210V161H207V162H212ZM222 159H224V158H222ZM222 159H221V161H222ZM108 160H109V158H108ZM110 160H114V159L112 158ZM139 160H141V159H139ZM159 160H160V158L155 163H159L160 162ZM174 160L177 161L178 159H175V157H174ZM197 160H198V158H197ZM217 160L218 159H216V161ZM134 161L136 162V159H134ZM224 161H226V160H223L222 163L225 165V162ZM111 162H113V161H111ZM116 162H119V163H117V165H115V167L108 166V168H107L108 169V171H107L108 172V175H107L108 176V178H107L108 179V182H107V179H106V182L108 183V189H106V188L104 189L103 186H102L103 184L101 185L100 180L98 181L100 183L101 187L105 191L108 190L107 193H108L109 196L107 194H106L107 196L104 195L105 196V199L106 198L108 199V197L111 196L112 199L114 200L115 204L117 205V206L115 205L116 208H112V210L114 209L113 212L110 213V209H108L109 212L108 211H105V213L107 212V214L108 213L110 214L109 217H108V230H106V229L105 230H102L103 232L104 231H107L108 232V248H107V246H103V247H106L107 250H108V254L106 252H105V254H107V255L104 254L105 256H108V258L107 257L104 258V259H106L108 261V264H264V184H262L264 182L261 181L262 182L261 184L260 183L254 184L255 182H253L251 184L252 185L254 184V186L251 187V185L249 184L250 181H248L247 179L246 180L249 182L248 183V186H246L247 181H246V183H244V182H242L243 181L242 179L240 181V179H239L240 177L239 178H237L238 176L235 177L236 179L239 180V181H236V182H239L238 183V186H240V188L241 187H243V188L244 187H248V188L251 187L249 189H238V186H237L236 182H234V185L236 184V187L237 188H234L232 183H233V181L235 179H233V178H230V179H233V181L231 180L232 183H231V181L227 180V186H225V183L226 182L225 183L224 182H221L224 185H222L220 182H219L220 184L217 183L215 185L213 183L214 185H212V181L211 182L208 181V182L205 183V180L207 179V178H205L207 176V175H205V173H207L204 170L205 168L204 167H203L204 169L203 168H201V169H198L197 168V166H200V167L202 166L201 164H203V161H202L201 164H200V162L197 163V161H196L197 164L194 163V166H196L194 169H193V166H191L192 168L190 167V170L189 169H186L187 171H190L189 174H188L187 171H184L185 169H183V171H182V169L180 170L183 173H185V172L187 173V175H186L187 178L185 177L186 178V181H185L186 183L182 181L183 183H185L183 186H182V184H178L177 185L176 181H174V180L172 181V183L175 182L174 184H176V185L172 184V185L166 186L170 181L167 182L166 185H161V184H164V182L167 181L166 178H168V175H170L171 173L173 174L174 170L176 171V168L174 169L172 167L173 166L172 161H170L171 162V164H170L171 168L170 169H172L173 171H171V170H169L170 172L168 171L167 177L165 178V180H163V183L161 181L162 180V176H165L166 175L165 173H167V172H163L165 175H163V173H158L159 171L157 169L158 168L159 169L163 168V167H157V166H160V163L161 162L157 166H154V169H153V167H151L152 166L151 164H153L152 162L149 164V166L147 164V167H146V164H144L145 162L142 161V160H141V162H143L144 166H143L142 163H141L142 166L139 163L135 167V162H134L133 165L129 162L130 165H132L130 167H133L134 166L136 170L135 169H132L130 167L128 168L129 164H126V162H124V163L126 165H128V166H125V167L123 166L124 163H122L121 161L116 160ZM162 162H164V160H162ZM191 162L193 163V161H191ZM175 163H177V162H175ZM178 163H180V160H179ZM187 163H185V166L184 167L187 166ZM217 163H219V162H217ZM164 164H165V162H164ZM166 164L168 166V162ZM198 164H200V165H198ZM205 164L207 165V163H205ZM190 165H192V164H190ZM206 165H205V167H206ZM214 165H216V163ZM112 166H114V164ZM161 166H162V164H161ZM230 166H232V165H230ZM239 166H241V165H239ZM155 167H157L156 170H155ZM164 167H166V166H164ZM224 167H223V169H225ZM103 168H99V170H97V171H100L101 170V172H102V169ZM208 168H210V166ZM217 168L218 169L222 168V164L220 165V167H217ZM228 168L230 169L232 167H228ZM237 168H239V167H237ZM104 169H103V171L106 170V169L105 170ZM55 170H56V168H55ZM162 170H165V169H162ZM235 170H237V169H235ZM206 171H207V167H206ZM213 171L216 172L218 170H214L213 169ZM101 172H100V174H101ZM176 172L178 173V171H176ZM218 172H220V171H218ZM237 173H240V172H238V170H237ZM100 174H98V175H100ZM135 174L137 176L140 175V177L138 176L139 178H137V176ZM220 174H222V172H220ZM55 175H53L54 178H55ZM85 175H88V174H85ZM105 175H106V173H105ZM152 175H154L155 178H156V176L158 177L157 178V181H154V180H153L154 182L151 181L150 178H151ZM174 175H177V174H174ZM174 175H172V176H174ZM181 175L183 177L184 174H181ZM211 175H212V173H211ZM243 175H246V174H243ZM248 175H246V176H248ZM92 176H93V178H92L93 180L95 179V177L98 178L97 175H95V176L92 175ZM134 176L137 179V181H135L133 179ZM214 176L212 175V177H214ZM259 176H262V175L260 174ZM102 177H103V174H102ZM225 177H229V176H225ZM54 178H52L53 179L52 181H54ZM87 178H88V176H87ZM246 178H248V177H246ZM71 179H73V177ZM257 179H258V177H257ZM260 179H262V178H260ZM65 180H66V178L64 179V181ZM75 180H76V178H75ZM104 180H105V178H104ZM249 180H251V179H249ZM252 180H251V182H252ZM62 181H63V179H61L60 182L62 183ZM222 181H224V180H222ZM228 181L230 182L231 185L228 183ZM106 182L105 183L103 182L105 186H106ZM160 182H161V184H160ZM178 182H180V181H178ZM72 183H74V182H72ZM208 183H211V185H208ZM93 184H94V181H93ZM169 184H171V182ZM96 185H97V183H96ZM242 185H244V186H242ZM65 186H67V185H65ZM177 186H182V187L181 188H179V187L177 188ZM47 189H48V187H47ZM95 189H97V188H95ZM236 189H237V191H235V192L238 193V194H239L238 190L241 191V193H242L243 190H247L248 196H249V194L251 196L248 197V198H244V197H242V195L241 196L240 195L238 196V194L237 195L234 194L235 193L234 190H236ZM231 192H233L234 195L233 194L232 195H229ZM101 193H102V191H101ZM244 195H245V192H244ZM86 196L87 195H85V199L87 200ZM246 197H247V195H246ZM90 198H92V197H90ZM85 199H83V200H85ZM94 199H95V197H94ZM108 200H110V199H108ZM110 201H112V200H110ZM89 203H91V202L89 201ZM107 204H109V202ZM108 208H110V207H108ZM86 212H88V214L90 215V211H86ZM7 214H9V213H7ZM7 214L6 215L4 214V217L5 216L7 217L8 216ZM69 216H70V214H69ZM105 218H103V219L106 220ZM65 219L68 221L67 218H65ZM70 219L72 220V218H70ZM105 227H107V226H105ZM74 229L76 230V228H73V230ZM100 230H101V228H100ZM64 231H65V229H63V232ZM69 231L72 232L71 230H69ZM66 232L68 233V231H66ZM98 232H96V233H98ZM74 233L75 232H72V235L76 236L77 233H75V234ZM69 234L70 233H68V235ZM78 234H79V232H78ZM72 235H70V236H72ZM95 235H97V234H95ZM80 236H82V235H80ZM76 238L77 239H80L81 237H79L77 235ZM49 239H47L45 241L48 242ZM51 240H52V238H51ZM93 240H95V237L93 238ZM46 242H44V243L46 244ZM85 242L87 244L89 243L87 241H85ZM97 242H98V240H97ZM86 243H84V244H86ZM106 243H104V244H106ZM34 244H33V246H34ZM95 244H97V243H95ZM98 244H99V242H98ZM49 246L52 247V245H50V244H49ZM49 246L48 247L45 246V248H49ZM82 246H85V245L82 244ZM101 246H98V248L99 249H102V248H100ZM76 247H77V245H76ZM95 248H97V247L95 246L94 249ZM99 249L97 250V252L100 251ZM95 251H96V249H95ZM103 253H104V251H103ZM94 254H95L94 256H96V252ZM98 255L99 256H102L100 253ZM31 256L33 258L36 257L34 255H31ZM32 257H29V259H31ZM40 258H42V257H40ZM82 258H84V257H82ZM37 259H38V261L40 260L39 257ZM33 260H35V259H33ZM97 260L99 261V259H97ZM97 260H94V261H97ZM24 263L25 262L23 260V262L20 263V264H24ZM41 264H42V262H41Z\"/></svg>", "mask_w": 264, "mask_h": 264}, {"label": "built area", "instance_id": "built-area-1", "mask_svg": "<svg viewBox=\"0 0 264 264\" xmlns=\"http://www.w3.org/2000/svg\"><path fill=\"white\" fill-rule=\"evenodd\" d=\"M7 4H15V3H20L23 2V0H5ZM63 32V27L58 26V30L56 33H47L43 29H37L35 31V38L38 43H53L55 41V36L58 33Z\"/></svg>", "mask_w": 264, "mask_h": 264}]
</instances>
